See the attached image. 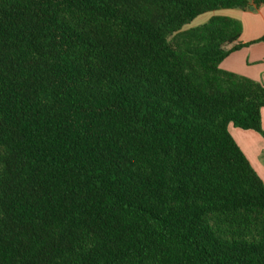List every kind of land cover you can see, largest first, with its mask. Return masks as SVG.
Returning a JSON list of instances; mask_svg holds the SVG:
<instances>
[{
    "label": "trees",
    "instance_id": "obj_1",
    "mask_svg": "<svg viewBox=\"0 0 264 264\" xmlns=\"http://www.w3.org/2000/svg\"><path fill=\"white\" fill-rule=\"evenodd\" d=\"M250 3L0 0V264H264Z\"/></svg>",
    "mask_w": 264,
    "mask_h": 264
},
{
    "label": "crops",
    "instance_id": "obj_2",
    "mask_svg": "<svg viewBox=\"0 0 264 264\" xmlns=\"http://www.w3.org/2000/svg\"><path fill=\"white\" fill-rule=\"evenodd\" d=\"M246 10L229 9L206 13L197 17L191 26L205 23L212 16H225L239 21V40L250 43L231 53L220 63L222 70L249 78L264 86V5L255 8L250 0ZM262 134L229 126V133L260 179L264 180V108L261 109Z\"/></svg>",
    "mask_w": 264,
    "mask_h": 264
}]
</instances>
